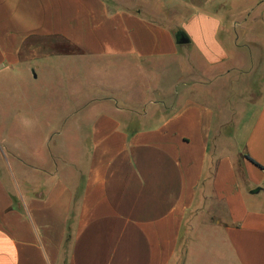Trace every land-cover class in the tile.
Masks as SVG:
<instances>
[{
    "label": "crops",
    "instance_id": "crops-1",
    "mask_svg": "<svg viewBox=\"0 0 264 264\" xmlns=\"http://www.w3.org/2000/svg\"><path fill=\"white\" fill-rule=\"evenodd\" d=\"M25 66L0 264H264V0H0Z\"/></svg>",
    "mask_w": 264,
    "mask_h": 264
},
{
    "label": "rangeland",
    "instance_id": "rangeland-1",
    "mask_svg": "<svg viewBox=\"0 0 264 264\" xmlns=\"http://www.w3.org/2000/svg\"><path fill=\"white\" fill-rule=\"evenodd\" d=\"M26 66L24 67V74L22 75L23 81H16V78L9 74H4V78L0 79V131L3 134H6L7 137L12 136L14 131H18V133H25L23 130V124L21 121H14V117L16 116L11 111L14 110L13 107L10 106L11 101H18V100H25V99H34V100H43V99H51L48 96L49 92L43 91L42 85L43 80L39 77L38 80L33 81L32 84L25 83V75ZM52 100V99H51ZM41 103L33 104V110H35V116L38 118H42L43 112L45 111ZM51 110V107H50ZM42 111V112H41ZM37 126H42L43 123L39 122L36 124ZM33 143L29 146H36V148H41V141L39 139L31 140ZM21 142V143H19ZM25 140L24 139H2L1 141V148H2V164L5 166L11 162L13 159L12 149L10 150L11 146L21 153L25 152ZM36 144V145H35ZM18 147V148H16Z\"/></svg>",
    "mask_w": 264,
    "mask_h": 264
},
{
    "label": "water",
    "instance_id": "water-1",
    "mask_svg": "<svg viewBox=\"0 0 264 264\" xmlns=\"http://www.w3.org/2000/svg\"><path fill=\"white\" fill-rule=\"evenodd\" d=\"M176 40H177L178 44H184V43L188 42V40L185 38L184 34H182V33L177 34Z\"/></svg>",
    "mask_w": 264,
    "mask_h": 264
}]
</instances>
